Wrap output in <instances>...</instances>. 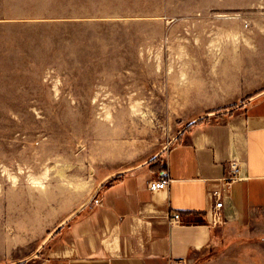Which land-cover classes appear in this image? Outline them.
<instances>
[{"label":"rangeland","instance_id":"1","mask_svg":"<svg viewBox=\"0 0 264 264\" xmlns=\"http://www.w3.org/2000/svg\"><path fill=\"white\" fill-rule=\"evenodd\" d=\"M263 91L264 0H0V264L40 260L103 179ZM223 240L189 264H264L259 218Z\"/></svg>","mask_w":264,"mask_h":264},{"label":"crops","instance_id":"2","mask_svg":"<svg viewBox=\"0 0 264 264\" xmlns=\"http://www.w3.org/2000/svg\"><path fill=\"white\" fill-rule=\"evenodd\" d=\"M158 156L162 168L155 169L149 161ZM152 158L104 183L100 203L91 201L63 226L40 260L19 264H189L218 249L228 228L264 221V93L192 123ZM233 159L241 177L216 223L212 192L221 191ZM163 170L169 185L152 191L149 181ZM175 211L182 222H171Z\"/></svg>","mask_w":264,"mask_h":264},{"label":"built area","instance_id":"3","mask_svg":"<svg viewBox=\"0 0 264 264\" xmlns=\"http://www.w3.org/2000/svg\"><path fill=\"white\" fill-rule=\"evenodd\" d=\"M173 139L168 146H170L174 141ZM167 146V147H168ZM241 162L239 160L233 159L228 163V170L226 174L222 177V189L221 191L212 192L213 197L215 198V204L211 212V221L220 222L222 221V207L225 200L226 194L229 193V189L233 182L238 180L241 177ZM171 181V178L168 176L166 170L161 171L156 178H153L149 181V187L152 191L160 190L166 188ZM94 204L100 203L99 197L95 196L92 200ZM172 223L182 222V214L178 211L172 213L171 216ZM181 264V263H179Z\"/></svg>","mask_w":264,"mask_h":264},{"label":"water","instance_id":"4","mask_svg":"<svg viewBox=\"0 0 264 264\" xmlns=\"http://www.w3.org/2000/svg\"><path fill=\"white\" fill-rule=\"evenodd\" d=\"M262 93H264V91L262 92ZM261 93V94H262ZM256 96H258V95H256ZM255 96V97H256ZM254 98V97H253ZM166 149V148H165ZM164 150V149H163ZM149 160H146V161H144L143 163H140V164H144V163H146V162H148ZM117 173H113V174H111V175H109L108 177H106L105 179H103L101 182H100V184H99V186H98V188H97V190L96 191H98L99 189H100V187L109 179V178H111V177H113V176H115ZM91 202V198L89 199V200H87L84 204H82L79 208H77L72 214H70L67 218H66V220H64L63 222H62V224H60L59 226H58V228H56L51 234H50V236L48 237V239H47V241L48 240H50L61 228H62V226L64 225V224H66L69 220H71L80 210H82L84 207H86L89 203ZM24 261V260H23ZM16 264H18V263H16Z\"/></svg>","mask_w":264,"mask_h":264},{"label":"trees","instance_id":"5","mask_svg":"<svg viewBox=\"0 0 264 264\" xmlns=\"http://www.w3.org/2000/svg\"><path fill=\"white\" fill-rule=\"evenodd\" d=\"M207 118V117H206ZM200 121V120H199ZM190 127V126H189ZM188 127V128H189ZM187 128V129H188ZM177 139H179V136L177 137ZM161 156V155H160ZM160 156H158V157H154V158H152L150 161H149V163L153 166V167H156L155 169H160V168H162V167H160L159 165H158V158L160 157ZM120 177V175H117V176H115V177H113V178H111V179H109L108 181H109V183L108 184H110V183H112V182H114L116 179H118ZM107 181V182H108ZM106 182V183H107ZM105 183V184H106ZM61 231V229L58 231V233Z\"/></svg>","mask_w":264,"mask_h":264}]
</instances>
